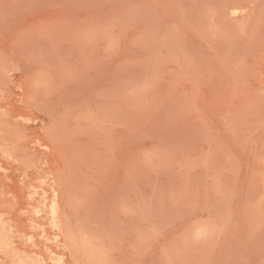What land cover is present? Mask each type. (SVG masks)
I'll list each match as a JSON object with an SVG mask.
<instances>
[{"label":"rangeland","instance_id":"374dc122","mask_svg":"<svg viewBox=\"0 0 264 264\" xmlns=\"http://www.w3.org/2000/svg\"><path fill=\"white\" fill-rule=\"evenodd\" d=\"M0 264H264V0H0Z\"/></svg>","mask_w":264,"mask_h":264}]
</instances>
